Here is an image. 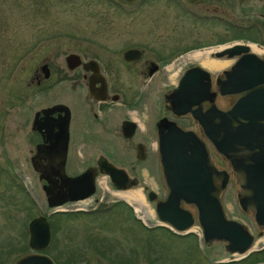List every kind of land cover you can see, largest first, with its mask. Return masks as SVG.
Returning <instances> with one entry per match:
<instances>
[{
	"label": "rangeland",
	"instance_id": "rangeland-1",
	"mask_svg": "<svg viewBox=\"0 0 264 264\" xmlns=\"http://www.w3.org/2000/svg\"><path fill=\"white\" fill-rule=\"evenodd\" d=\"M184 5L186 10L206 18L191 16L174 0H146L132 5L118 0H0V254L5 257L6 264H13L18 257L32 251L28 245L27 226L35 216H50L56 211L89 213L115 205L105 215L79 214L65 216L56 222L59 231L54 237L53 254L62 255L61 264H119L121 261L151 264L150 255L144 254V249L133 255L137 241L141 239L145 243L148 235L166 244L156 254L152 253L151 256L157 258L155 264H218L239 259L238 255L225 251L221 242L204 243L197 224L190 231L198 236V243L193 238L175 241L170 233L159 229L149 234L142 229L141 225L155 228L161 224L154 211L155 202L148 200L143 186H149L159 199L166 195L161 174L158 169L152 171L148 167L149 161H137L134 157L128 160L120 147L107 149L129 172L136 167L134 171L141 185L126 191L138 190L142 194L141 203H131L118 195L125 191L117 190L108 175H103L98 178L96 191L91 197L51 209L47 206L43 181L31 167V155L26 151V146H30L28 130L34 112L54 100L59 101L63 95L60 89L64 86H58L50 92L43 91L48 94H41L38 99L32 97L37 88L35 80L32 81L33 74L44 63L51 73L46 84H51L58 79L57 67L65 65L70 53L98 56L100 61H118L122 60L123 51L130 45L142 44L150 51L149 56H167L176 51V55L181 54L180 60L166 76L165 88L170 89L190 64L200 65L187 60L189 54L199 49L239 41L264 49L262 28L258 34H252L255 41L240 38L216 44L234 34L225 25L228 21L238 27H249L251 22L258 20L254 13L261 10L264 2L251 0L241 7L232 1L219 0ZM218 15H222L226 23L212 18ZM233 60H229L230 64ZM223 69L210 71L212 78ZM160 80L157 78L156 82ZM147 102V107L151 105L156 114L163 97L154 94ZM103 151L92 150L88 154ZM81 155L80 152L70 155L71 160L66 165L69 175L86 169V156ZM212 157L221 168H228L215 152ZM141 169L144 175L140 173ZM236 191V180L231 178L221 198L224 210L227 217L241 221L251 230L256 242L248 258L254 261L252 264H264V250H260L264 245L260 241L264 234L259 236V229L251 216L239 208ZM26 196L33 205H29ZM119 202L129 205L131 212ZM142 245L139 244V248ZM19 246L26 247V252L16 251ZM8 251H11L9 255Z\"/></svg>",
	"mask_w": 264,
	"mask_h": 264
},
{
	"label": "water",
	"instance_id": "water-1",
	"mask_svg": "<svg viewBox=\"0 0 264 264\" xmlns=\"http://www.w3.org/2000/svg\"><path fill=\"white\" fill-rule=\"evenodd\" d=\"M119 1L135 3L137 0ZM139 55L140 51L128 49L124 59L128 61ZM208 57L234 60L214 78L201 65L190 66L166 96L172 111L178 116L190 115L201 135L162 119L157 131V150L166 195L158 199V194L149 190L147 198L155 202L159 226L175 234L187 235L197 224L204 243L221 242L225 251L239 256L231 261H240L253 251L256 239L244 223L227 217L221 197L234 178L239 208L251 216L259 236L264 234V53L257 54L239 41L225 45ZM66 63L75 67L79 55L68 54ZM42 71L47 78L49 68L46 64L42 65ZM55 108L59 107L47 111ZM67 140L65 127L62 151L56 157L46 156L48 166L39 163L40 148L32 157L33 168L40 173V178L47 180L42 188L48 208L83 201L94 195L98 173L108 175L118 190L140 185L137 177H130L124 168L111 164L104 156L98 159L97 168H87L73 177L67 175L64 167ZM212 150L228 168L218 167ZM27 230L32 251L18 257L13 264H55L45 253L52 241L47 216H35ZM263 248L264 245L260 250Z\"/></svg>",
	"mask_w": 264,
	"mask_h": 264
},
{
	"label": "flooded vegetation",
	"instance_id": "flooded-vegetation-1",
	"mask_svg": "<svg viewBox=\"0 0 264 264\" xmlns=\"http://www.w3.org/2000/svg\"><path fill=\"white\" fill-rule=\"evenodd\" d=\"M145 1L137 0L135 3L124 4L132 5ZM174 1L178 2L181 8L191 16L206 18L204 15L186 10L184 3L197 5L217 0H204L197 3L190 0ZM219 1H232L235 5L241 7L243 3H248L251 0ZM260 1L264 2V0ZM260 9L254 13L258 20L251 22L258 30L264 29V6ZM221 16H213L212 18L225 22L224 17ZM128 49L140 51L138 58L125 60L124 53ZM146 49L142 44L138 46L130 45L123 51L122 60L118 61H100L98 56L84 57L82 54L77 53L79 63L75 67H71L65 60L64 66L57 67V81L51 84H46L50 78V70L47 78L43 74L42 65L39 68L40 70L35 71L32 80H35V87H37L32 94L34 99L40 98L41 94H48L43 91L50 92L58 86H64V88L60 89L63 91V95L60 96L59 101L54 100V102L34 112V118L28 130L31 140L30 146H26L27 153L31 155L29 157L31 167H33L32 157L37 155L38 148H40L39 163L44 167L48 166L46 156L51 157L53 155L56 157L61 153L62 132L65 127L68 136L64 165L66 173V165L71 160L70 155L80 152L83 156H86L85 161L83 160L87 163L86 169L97 168L98 159L104 156L111 164L124 168L130 177H137L138 179L139 177L134 171L135 166L131 169L132 172H129L127 168L118 164L115 154L108 152L107 149L123 148L124 153L129 157L128 160L134 157L137 161H149L151 164L148 167H151L152 171L158 169L160 172L157 131L162 119L174 121L181 129L194 130L198 135H201L198 124L190 115H176L172 111L170 103L166 101V96L177 86L175 84L170 89L165 88L167 85V72L179 62L181 54L176 55L177 52L174 51L167 56L163 54L149 56L150 51ZM190 66L187 68H190ZM157 78L158 80L161 79L159 83L156 82ZM161 90H164V92ZM154 94L163 97V103L156 114L151 105L148 106L149 108L147 107L148 98ZM52 107L59 108L48 112L47 110ZM92 150L104 151L89 155L88 153ZM217 165L220 167L219 164ZM37 173L38 178H40V173ZM140 173L145 174L143 170ZM160 174L162 179V173L160 172ZM67 175L69 174L67 173ZM73 175L69 176L73 177ZM103 175L100 173L96 175V185L98 178ZM40 180L43 181V185L47 184L46 178L42 177ZM143 189L146 193L151 190L147 185L143 186Z\"/></svg>",
	"mask_w": 264,
	"mask_h": 264
},
{
	"label": "trees",
	"instance_id": "trees-1",
	"mask_svg": "<svg viewBox=\"0 0 264 264\" xmlns=\"http://www.w3.org/2000/svg\"><path fill=\"white\" fill-rule=\"evenodd\" d=\"M226 23V22H225ZM226 26H228V29H231L233 31L234 34L231 35V37H229V39L227 40H223V41H219L218 43L216 44H219V43H224V42H229V40H239L240 38H246V39H251L253 41L256 40V37L254 35H252L253 33H259L258 29H256V27L252 24H249V27H238V26H235V24H233L232 22L228 21L226 24ZM25 199L27 200V202L29 203V205H33V201L31 199H29L27 196L25 197ZM24 201V200H23ZM25 203V201L23 202ZM118 204L120 205H123L124 207L126 206L127 209H129V211L131 212V207L127 204H124L123 202H119ZM116 206V205H115ZM115 206L113 207H110V208H105L103 210H95V211H92V212H75V213H71V212H67V213H63V212H54V214L48 216V219L50 221V225H51V229H52V242L50 244V246L47 248L46 252L48 254H51V258L54 259L55 263L56 264H61L62 261V255H58V254H53L54 252V248L56 246V243H55V235L57 234V232L59 231V228H58V225H57V221L60 220L61 218L63 217H73V216H76V215H89V216H96V215H105L109 212H111ZM29 217H33L32 215H29ZM133 219V218H132ZM135 222H138L139 223V220L138 219H134ZM142 229L146 232V233H151L153 231H156L157 229L159 230H162L164 232H168L170 233V235L172 236V238L176 241H185L187 240L188 238H193L195 243H198L197 240H198V236L194 233H188L187 235H180V234H175L173 233L171 230H169L168 228H164V227H161V226H157L155 228H146L145 226L141 225ZM27 233L25 232V235ZM137 246H136V251H135V248L133 250V255H138V252L140 251V249H144V254H147V255H150V259L149 261L151 262V264H155V262L157 261V258L156 257H153L151 255H153L154 253L156 254L158 252V249L160 247H166V244H164V242H161V239H157L155 237H152V235H148L146 240H145V243L142 242L141 239H139L137 241ZM173 243V242H172ZM139 244H143L140 248H139ZM197 244L195 245V249L197 248ZM26 247L24 246H19L17 249H15L16 251H21V252H26ZM11 253V251H8V255ZM153 253V254H152ZM6 254V253H5ZM2 254H0V264H6V259L5 257H3ZM249 257V256H248ZM248 257L246 258H243V259H240V261H230V262H220L218 264H252L254 261L249 259ZM130 262V261H128ZM119 264H127V263H119Z\"/></svg>",
	"mask_w": 264,
	"mask_h": 264
},
{
	"label": "bare ground",
	"instance_id": "bare-ground-1",
	"mask_svg": "<svg viewBox=\"0 0 264 264\" xmlns=\"http://www.w3.org/2000/svg\"><path fill=\"white\" fill-rule=\"evenodd\" d=\"M246 44V43H245ZM251 51L260 54L264 53V49L262 47H258L257 45L250 43L247 44ZM225 45H219L218 47H210L209 49H199V51H195L187 57L188 61H194L200 63V65L203 68L208 69V71L212 72H218L220 69L226 68L228 65H230L229 60L226 59H214V58H209L208 55L210 53H214L216 51H219V49H223ZM121 195L124 199L126 198L129 202H136V203H141L142 201V194L138 191H126L125 193L118 194ZM260 241L264 242V238L261 239Z\"/></svg>",
	"mask_w": 264,
	"mask_h": 264
}]
</instances>
